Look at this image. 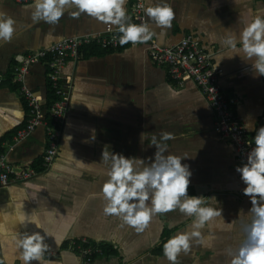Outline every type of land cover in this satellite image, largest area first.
<instances>
[{
  "label": "crops",
  "instance_id": "obj_1",
  "mask_svg": "<svg viewBox=\"0 0 264 264\" xmlns=\"http://www.w3.org/2000/svg\"><path fill=\"white\" fill-rule=\"evenodd\" d=\"M143 1L145 7L150 6V0ZM159 2L151 0L152 4ZM166 2L174 19L170 27H161L146 17L151 39L172 47L192 36L200 44L220 70V86L234 99L232 111L248 126V138L254 145L256 130L264 126V77L257 76L251 61L243 56L228 59L231 51L226 40L232 34L238 37L253 14L264 15V0ZM32 3L0 0V13L15 22L11 41L0 42V153L15 170L35 172L27 181L0 185V264H22L14 237L25 230L37 231L31 224L18 222L22 213L38 217L42 234L49 237L48 264H83L73 246L82 239L103 251L92 264H170L163 255V244L177 232L188 230L192 218L178 209L155 214L137 232L119 217L106 215L100 195L110 163L101 158L103 150L148 159L156 151L153 136L166 146L165 155L187 158L182 163L192 172L188 194L215 196L220 204L213 206L223 208V217L201 230L205 243L193 242L188 253L178 255L177 264H230L231 254L247 242L246 228L252 221L249 199L242 194L244 185L235 172L239 166L236 149L214 130L212 111L194 83L170 79L165 67L152 63L146 44L109 50L98 46L95 54L83 47L79 59L67 61L61 77L69 85L68 107L51 167L41 171L39 165L47 147L42 127L14 141L29 117L13 73L23 57L64 39L103 33L107 26L115 28L86 14L74 18L71 7L55 25L33 23ZM133 6L134 1L127 0V22ZM25 85L45 106L47 69L32 67ZM165 133L171 137L167 141L162 140Z\"/></svg>",
  "mask_w": 264,
  "mask_h": 264
},
{
  "label": "clouds",
  "instance_id": "obj_2",
  "mask_svg": "<svg viewBox=\"0 0 264 264\" xmlns=\"http://www.w3.org/2000/svg\"><path fill=\"white\" fill-rule=\"evenodd\" d=\"M127 0H33L31 19L33 23L44 22L55 25L69 7L74 18L86 14L97 22L115 26L120 33L119 44L145 43L152 38L147 23L127 22L125 9ZM147 18L157 26L170 27L174 11L166 0L151 3L144 8ZM14 20L0 13V42H10L14 33ZM226 43L230 57L243 56L251 61L257 76L264 77V15L253 14L241 29L239 36H228ZM245 127H248L245 125ZM170 135L165 133L162 140ZM254 146L247 152L242 165L235 168L241 183L242 194L249 199L252 221L246 228L247 242L231 254L230 264H264V126L259 127L253 137ZM156 151L153 157L141 159L125 157L123 154L103 150L101 158L109 163L107 179L100 195L105 201L104 213L119 217L124 224L142 232L152 216L179 210L191 223L188 230L177 232L163 244V255L170 264H177L178 255L188 253L193 242L204 244L201 230L215 218L223 217L222 206L215 196L203 197L188 194L192 172L190 166L182 163L181 156L165 155L166 146L152 137ZM107 148V147H106ZM147 160V163L145 161ZM211 201V204L208 202ZM20 224H31L37 231H27L14 237L22 264H48L45 253L49 248L46 234L36 216L22 213ZM56 239V238H53ZM59 243L60 240L56 239Z\"/></svg>",
  "mask_w": 264,
  "mask_h": 264
},
{
  "label": "built area",
  "instance_id": "obj_3",
  "mask_svg": "<svg viewBox=\"0 0 264 264\" xmlns=\"http://www.w3.org/2000/svg\"><path fill=\"white\" fill-rule=\"evenodd\" d=\"M17 3H28L33 0H15ZM130 23H147L144 13V1L133 0ZM120 33L115 28L107 26L103 33L64 39L42 50L27 53L21 63L13 69L15 81L19 86L20 95L28 108L29 117L25 125L19 129L14 141L27 138L36 128L42 127L46 134L47 147L42 157L41 171L52 166L57 156V143L61 133L64 116L68 107L69 85L62 83V69L70 59H79L83 47L96 45L103 50L117 49ZM147 54L155 65L165 67L173 81L181 83L190 80L207 101L214 116V130L223 138L228 139L235 147L239 166L245 161L250 147L254 146L248 138L245 126L232 111L235 101L229 98L220 86V70L214 67L209 55L201 48L192 36H186L178 44L166 47L150 39L145 43ZM36 65L43 66L48 71V82L57 101L45 109L40 99L25 85V77ZM35 175L34 170L17 171L0 153V185L27 181ZM83 264H92L95 257L102 255L99 247L82 239L80 244L73 243Z\"/></svg>",
  "mask_w": 264,
  "mask_h": 264
},
{
  "label": "trees",
  "instance_id": "obj_4",
  "mask_svg": "<svg viewBox=\"0 0 264 264\" xmlns=\"http://www.w3.org/2000/svg\"><path fill=\"white\" fill-rule=\"evenodd\" d=\"M87 48H85V50H90L92 52V54H95V51L98 50V46L96 45H90V46H86ZM82 50V49H81ZM81 50H80V53H81ZM83 51V50H82ZM81 54H79V57H80ZM57 97L55 96L51 86L49 85L48 87V97H47V102H46V105L44 106L45 109H48L50 108V106L52 105V103H54L55 101H57ZM42 163V161H41ZM41 163H39V165H41ZM36 166V165H35ZM38 166V165H37ZM40 167L37 169L39 170ZM104 253H106V250H104ZM106 254H109L108 252Z\"/></svg>",
  "mask_w": 264,
  "mask_h": 264
}]
</instances>
